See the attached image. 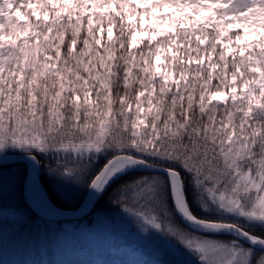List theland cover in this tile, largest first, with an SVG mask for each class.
Instances as JSON below:
<instances>
[{
	"label": "snow or ice",
	"instance_id": "6c2138e0",
	"mask_svg": "<svg viewBox=\"0 0 264 264\" xmlns=\"http://www.w3.org/2000/svg\"><path fill=\"white\" fill-rule=\"evenodd\" d=\"M47 182L119 184L154 264H264V0H0V242Z\"/></svg>",
	"mask_w": 264,
	"mask_h": 264
},
{
	"label": "trees",
	"instance_id": "16d2710c",
	"mask_svg": "<svg viewBox=\"0 0 264 264\" xmlns=\"http://www.w3.org/2000/svg\"><path fill=\"white\" fill-rule=\"evenodd\" d=\"M120 183H123L121 181ZM113 187L118 188L119 184ZM113 187L103 196V199L99 200L96 204V210L110 211L112 214L122 211L114 202L112 197L115 192L112 193ZM46 189L51 196V199L62 208L74 209L77 205H80L83 195L87 191V187H82L80 190V196L77 201L60 203L52 194L47 184ZM120 209V210H119ZM119 210V211H118ZM113 214V215H116ZM96 221L95 216L86 217L82 220L71 221L80 222L87 227L86 231L78 232L77 229L64 230L59 241H55L52 235V229L47 226L44 231H41L39 226L31 225L25 233L14 232L7 223L3 228V238L0 242V264H81L85 262L86 256L78 254L77 246L80 244L82 247H87L88 251H97V254L102 256H108V261H113L112 254L109 249L106 250V236L99 238L94 234L90 236L89 232H93ZM65 223V222H64ZM179 223V222H178ZM59 225H63L60 222ZM183 227V225H181ZM93 228V230H92ZM22 235H26L28 239L22 242ZM99 238L100 240H97ZM100 244V247L98 246Z\"/></svg>",
	"mask_w": 264,
	"mask_h": 264
},
{
	"label": "rangeland",
	"instance_id": "374dc122",
	"mask_svg": "<svg viewBox=\"0 0 264 264\" xmlns=\"http://www.w3.org/2000/svg\"><path fill=\"white\" fill-rule=\"evenodd\" d=\"M47 184L53 196L60 203L77 201L78 196H80L81 194L80 190L83 187H80L79 191L76 193H69L65 188L54 182H47ZM116 189L115 187H113L112 193L115 192ZM46 192L48 193L47 189ZM85 194L83 195V198L79 204L82 203ZM6 195L7 194H5V196ZM48 195L51 199L49 193ZM54 204L57 205L55 202ZM116 213L117 212H114L113 214ZM113 214L110 211H105L102 213V210H96V212L93 213V216L96 217V221H98V217H106L107 219L104 222H95V226L93 225L95 231L88 233L90 234V236H94L95 234L99 238H102L104 236L107 237L106 241L108 243L105 248L106 250L109 249V251L113 255V261L109 262L107 255L102 256L97 254V251H88L87 247H82L79 244L77 246L78 254L81 256H86L85 262L81 264H154V261L158 257V252L162 248V242L155 239L151 241L143 240L140 234L134 231L130 223L122 216V211H120L116 215ZM174 219L177 225H179L180 227L181 225H183L178 216ZM62 222L63 225H59L60 222L51 221H49L48 223H38L35 225L39 226L41 231H44L47 226H49L53 230L51 233L54 236L56 242L60 240L64 230L77 229L78 232L87 230V227H85L84 224L80 222ZM99 238L96 239L100 240ZM98 246L100 247V244ZM189 264H195V261L190 258Z\"/></svg>",
	"mask_w": 264,
	"mask_h": 264
},
{
	"label": "water",
	"instance_id": "95a60500",
	"mask_svg": "<svg viewBox=\"0 0 264 264\" xmlns=\"http://www.w3.org/2000/svg\"><path fill=\"white\" fill-rule=\"evenodd\" d=\"M88 192V190H87ZM97 201H89L87 193L79 205V208L65 209L58 206L57 210H48V219L51 222H62V221H76L86 218V214L93 206H96ZM179 218V217H178Z\"/></svg>",
	"mask_w": 264,
	"mask_h": 264
},
{
	"label": "bare ground",
	"instance_id": "6f19581e",
	"mask_svg": "<svg viewBox=\"0 0 264 264\" xmlns=\"http://www.w3.org/2000/svg\"><path fill=\"white\" fill-rule=\"evenodd\" d=\"M49 198V197H48ZM50 199V198H49ZM51 200V199H50ZM52 201V200H51ZM52 203H53V201H52ZM54 204V203H53ZM55 205V204H54ZM56 206V205H55ZM57 208V207H56ZM51 210H55V209H51Z\"/></svg>",
	"mask_w": 264,
	"mask_h": 264
}]
</instances>
